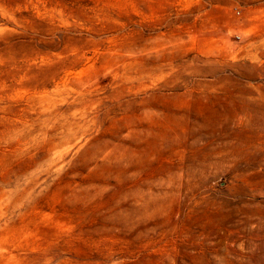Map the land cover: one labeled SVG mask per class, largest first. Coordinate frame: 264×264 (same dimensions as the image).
<instances>
[{"label": "rangeland", "instance_id": "obj_1", "mask_svg": "<svg viewBox=\"0 0 264 264\" xmlns=\"http://www.w3.org/2000/svg\"><path fill=\"white\" fill-rule=\"evenodd\" d=\"M0 264H264V0H0Z\"/></svg>", "mask_w": 264, "mask_h": 264}]
</instances>
